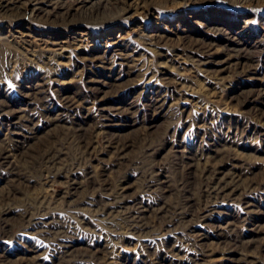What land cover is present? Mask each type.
Returning a JSON list of instances; mask_svg holds the SVG:
<instances>
[{
    "label": "rangeland",
    "instance_id": "rangeland-1",
    "mask_svg": "<svg viewBox=\"0 0 264 264\" xmlns=\"http://www.w3.org/2000/svg\"><path fill=\"white\" fill-rule=\"evenodd\" d=\"M0 264H264V0H0Z\"/></svg>",
    "mask_w": 264,
    "mask_h": 264
}]
</instances>
